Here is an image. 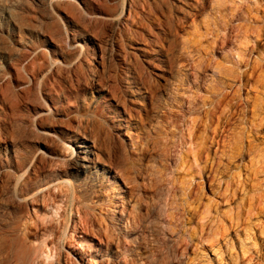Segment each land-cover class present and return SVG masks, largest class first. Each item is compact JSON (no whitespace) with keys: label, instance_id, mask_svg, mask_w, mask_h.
Here are the masks:
<instances>
[{"label":"rangeland","instance_id":"374dc122","mask_svg":"<svg viewBox=\"0 0 264 264\" xmlns=\"http://www.w3.org/2000/svg\"><path fill=\"white\" fill-rule=\"evenodd\" d=\"M234 1L0 0V264H233L241 249L264 264V219L245 220L253 156L229 167L246 192L229 204L194 154L203 123L190 132L239 43L252 61L264 44L239 15L235 29L217 21ZM128 133L146 138L141 159ZM234 207L245 221L220 255L207 230Z\"/></svg>","mask_w":264,"mask_h":264},{"label":"bare ground","instance_id":"6f19581e","mask_svg":"<svg viewBox=\"0 0 264 264\" xmlns=\"http://www.w3.org/2000/svg\"><path fill=\"white\" fill-rule=\"evenodd\" d=\"M237 1L236 2L234 1V3L236 4V6L233 9L234 11L232 10V12L229 13L227 11V14L229 16L227 15L225 19H224L225 15H223V13H221L217 9L220 12L218 13L219 15L217 17L218 18L217 21H222L224 27L233 29L234 27L236 28L239 25L238 23L232 24L231 23L232 19H234V17L239 15L240 17H243L245 21L248 20L250 21V23H253L256 26V31L258 33L257 37L262 38L261 35L262 34L264 35V0H237ZM245 36L248 37L247 34H244V37ZM239 44L240 45L238 48V52L236 54L237 57L231 60V65L227 68L229 69L228 72L226 73L227 76L229 77V79H227L228 81L227 82L224 81L226 79L223 78L222 76H221L222 78L219 77V81H220L219 84L211 88L210 96H207L205 100H202L203 101L201 104L202 106L194 107V114L196 115V117L192 120V124L190 125L191 126L190 132H191L192 140L195 139L196 138L195 133L198 127L201 125V123H203L204 133L200 137V142L194 146V148L196 149L194 154L200 156L201 153H206L207 156L206 158L208 160L206 171L209 172V175L211 176L213 182L217 180V185H218L216 189L217 197L221 200H225L229 204L236 203V200L239 199V196L242 195L243 193H244L243 195H245L246 192L245 190H243V188L239 186L240 180L238 179V177H236L235 175L231 176L229 174L231 171H229L228 169H230L229 167L235 163L234 161L239 160L245 154L247 155L249 154L253 156V159L251 160V165L249 164L250 167H248L250 170L249 172L251 173L248 174L246 179L247 182L242 187H244L245 189V187L249 186L248 189L250 188L249 190L253 192L251 198L252 201H254V204L251 212L254 211V214L249 212L245 220L247 218H251V216H254L255 219L259 220V219H264V187H263L264 186V146L261 147V144L264 143V140H262L264 139V55H263L264 44L259 43L257 39L255 45L257 49L261 48L262 51L260 50V52H258L259 56L253 61L252 59L248 58L249 57L248 54L249 53L251 54V52L253 51V49H250L251 46L247 45L245 41L244 42L242 41ZM148 64L152 65V67L155 68L157 71H160V73L157 75L158 77L163 76L164 70H160L158 64H155L153 62H149ZM249 81H252L253 83L249 84ZM245 88L248 89V91L246 93V96L243 97L241 93H243ZM139 90L140 88L137 87V90L134 91V93L139 94ZM254 90L256 94H253ZM214 118L216 119V121ZM129 123L130 122H126L127 127L129 129L134 130V128H132V126H130ZM214 123H215V125H213L214 128H212L211 126ZM128 135L129 138L131 139V145L136 151L135 153L137 156L136 158L139 159L140 156L142 155L141 151L143 148V141L146 138L144 139L143 138L144 136L139 137L138 135H131V133H128ZM249 138H251L250 141L248 140ZM246 140L249 141V143L247 142V145L249 144L248 145L249 147L243 146V143H245ZM252 141H257L259 143L253 145L251 143ZM222 161H225V163L223 162L224 163L223 164ZM72 165L78 174H80V172L83 173L86 170V166L84 165V163H82L81 159H77L73 161ZM227 170L229 171L228 174L230 176L226 175ZM220 184L223 185L224 188L223 186L220 188ZM139 207L140 206L138 204V208ZM237 209L238 207H234L233 210H230V213L232 214L229 215L228 219L229 221H231V224L227 229H224L223 231H220L218 228H215L214 230L212 229V226H210L212 219L210 220L209 218H206V221L203 222L202 224L205 227L210 226L209 230H207L208 231L207 236L213 237L212 242L208 245V248L210 247L213 249L214 245L216 246L217 244L220 243L219 245H221L222 247V252L220 253V255L223 253L225 255L226 252L230 250L226 245L227 242L225 240L226 237L225 232L228 231L229 234L238 232L237 231L238 230L237 227L239 226L238 222L242 223L245 221L242 218V211L240 212ZM148 210L149 209H147V211ZM139 212H142V210L141 211L139 210ZM143 212H145V214L148 213V212L146 213V209ZM137 219L139 220V216L134 215L133 213L130 212L126 216V222L128 223L129 221H131L133 226L135 223H137L136 221ZM129 226H131V224ZM255 226L257 227L259 234L264 235V223L261 222L258 223V225L255 224ZM17 243H19V241L17 242V240H15V241H10V244L9 243L8 244L17 245ZM18 245H20V243ZM218 249H220V247H218ZM246 252L248 251L241 249L240 253L233 260V264H256L258 260L257 253H255V255L253 256H251L250 253L249 256L246 254ZM228 258H227V263L225 262V264H230L232 262Z\"/></svg>","mask_w":264,"mask_h":264}]
</instances>
